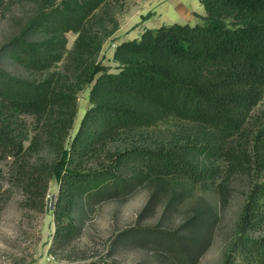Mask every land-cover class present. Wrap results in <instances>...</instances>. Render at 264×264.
Instances as JSON below:
<instances>
[{
  "label": "trees",
  "instance_id": "16d2710c",
  "mask_svg": "<svg viewBox=\"0 0 264 264\" xmlns=\"http://www.w3.org/2000/svg\"><path fill=\"white\" fill-rule=\"evenodd\" d=\"M105 3L63 0L33 18L11 43L10 55L32 72H49L68 54L77 72L75 83L60 73L38 82L24 80L0 68V154L20 159L37 153L44 139L55 147L60 159L39 172L44 180L40 194H46L53 179L60 183L55 216L57 232L66 233L64 238L73 234L71 225L61 230L73 209L72 198L80 195L103 202L132 195L140 181L125 175L131 166L194 183L206 180V173L170 150L137 148L109 155L108 146L123 133L150 129L171 118L199 123L211 127L220 144L184 148L205 158L223 157L230 154L225 145L243 131L264 96V0H202L203 25L163 26L120 44L114 53L117 73L87 59L94 43L87 25ZM70 32L78 38L68 53ZM97 48L99 52L101 47ZM93 83L92 107L67 148L79 114V90ZM22 115L34 117L40 129L26 149L28 131ZM255 141L264 154V127ZM102 153L108 155L99 160ZM94 161L99 164L95 168L86 164ZM1 190L0 185V194ZM240 227L260 235L240 236L235 259L226 264H264V181L250 190ZM149 236L168 242L181 258H193L195 248L188 238Z\"/></svg>",
  "mask_w": 264,
  "mask_h": 264
},
{
  "label": "rangeland",
  "instance_id": "374dc122",
  "mask_svg": "<svg viewBox=\"0 0 264 264\" xmlns=\"http://www.w3.org/2000/svg\"><path fill=\"white\" fill-rule=\"evenodd\" d=\"M62 1L0 0V68L24 80L38 82L60 73L65 81L76 82V68L67 59L68 54L49 72H32L10 55L11 43L26 31L28 23ZM205 15L202 0H106L87 25L94 39L88 62L102 64L111 73H117L119 65L114 61V53L120 44L140 39L145 31L163 26L203 25ZM77 38L76 33L67 34L68 53L74 49ZM93 85L79 90V114L65 142L67 148L92 107ZM21 120L28 131L26 149L40 129L32 116L22 115ZM263 127L264 96L243 131L225 145L230 154L223 157L205 158L184 148L189 144H220L217 133L199 123L171 118L150 129L123 133L108 146L109 155L137 148L170 150L180 160L206 173V180L194 183L178 175L131 166L125 175L140 181L132 195L103 202L80 195L72 198L73 209L61 228L72 226L69 238H64L63 231L57 232L55 211L61 196L60 183L53 179L46 194H40L44 180L43 176L39 179V172L60 159L55 147L44 139L37 153L28 152L20 159L0 154V264L232 262L240 236L260 235L244 232L240 216L254 183L264 181V154L255 144ZM107 155L102 153L99 160ZM98 161L86 164L95 168ZM138 233L144 236L137 238ZM161 233L192 241L193 258L183 259L168 242L163 244L149 236Z\"/></svg>",
  "mask_w": 264,
  "mask_h": 264
}]
</instances>
